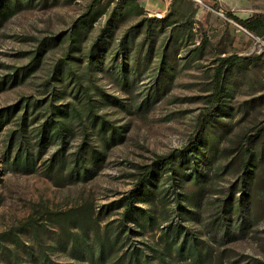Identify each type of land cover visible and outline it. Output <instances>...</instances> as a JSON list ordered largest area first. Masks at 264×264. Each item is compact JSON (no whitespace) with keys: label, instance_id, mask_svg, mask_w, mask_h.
I'll return each instance as SVG.
<instances>
[{"label":"rangeland","instance_id":"374dc122","mask_svg":"<svg viewBox=\"0 0 264 264\" xmlns=\"http://www.w3.org/2000/svg\"><path fill=\"white\" fill-rule=\"evenodd\" d=\"M257 19L264 0H0V264H264Z\"/></svg>","mask_w":264,"mask_h":264},{"label":"trees","instance_id":"16d2710c","mask_svg":"<svg viewBox=\"0 0 264 264\" xmlns=\"http://www.w3.org/2000/svg\"><path fill=\"white\" fill-rule=\"evenodd\" d=\"M240 24L246 28L248 31L255 33V34H259L262 35V31L264 30V19H257V20H253V21H241ZM231 66V62L230 60H223V65L221 66V68L218 70L217 73V78H216V93L214 96V99L211 101V107L204 112L201 117L199 118V125H198V129H197V134L195 136V138L192 140L191 147L198 145V143L201 141L204 132L206 130V128L208 127V125L210 124V120L213 117L214 112L218 109V107L220 106L222 99L225 96V88L223 86V73L226 67ZM89 106V110L91 113H94L93 111V106L92 105H88ZM2 116H6L7 118L11 116V111L10 110H6L5 112L0 114V123H1V119ZM61 132V131H60ZM83 159V163H85V158ZM18 161V164L20 163V159L16 160ZM171 164V162H169ZM173 163V162H172ZM21 164V163H20ZM148 180V179H147ZM142 186L138 185L136 187L135 192L131 193L124 201L126 203V210L125 213L123 215V223L121 226H125L127 227L126 223L130 222V220H134V214L136 213V209H135V200L140 192ZM104 250V249H103ZM102 250V252H103ZM184 251V250H182Z\"/></svg>","mask_w":264,"mask_h":264},{"label":"built area","instance_id":"2783aa9c","mask_svg":"<svg viewBox=\"0 0 264 264\" xmlns=\"http://www.w3.org/2000/svg\"><path fill=\"white\" fill-rule=\"evenodd\" d=\"M198 3H200V0H196Z\"/></svg>","mask_w":264,"mask_h":264}]
</instances>
